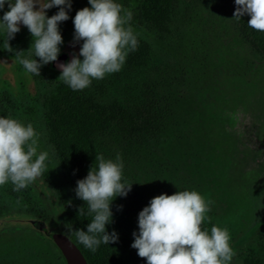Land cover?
Here are the masks:
<instances>
[{
  "label": "rangeland",
  "instance_id": "rangeland-1",
  "mask_svg": "<svg viewBox=\"0 0 264 264\" xmlns=\"http://www.w3.org/2000/svg\"><path fill=\"white\" fill-rule=\"evenodd\" d=\"M146 1L140 0L131 27L137 35V48L145 47L149 56L153 77L149 89L158 92L160 77L167 84L178 81L165 92L175 113L161 141L142 150L124 140L104 139L82 170L66 169L55 152L45 106L54 92L67 87L58 80L61 73L53 81L37 84L20 76L11 60L0 58V86L11 96L13 118L32 123L41 134L38 151H49L48 166L68 192L71 205L76 182L96 166V155L114 159L118 152L123 162V181L132 184L130 191L146 204L161 194L197 191L210 202L201 228L206 227L209 233L212 226L228 230L235 252L231 264H264V61L239 37L233 16L223 4L214 0H173L157 13L144 5ZM116 2L126 9L122 0ZM72 3L81 10L91 7L88 0ZM8 10L5 5L0 17ZM19 27L8 44L19 53L27 52L32 36L23 34L28 31L25 26ZM0 37L4 41L2 34ZM82 43L73 38L62 43L57 67L70 62L73 55L82 60ZM136 53H129L125 63ZM62 56L66 58L60 59ZM125 66L102 80H93L78 92L100 104L108 102L112 92L122 97L127 87ZM32 185L35 192L30 194L16 193L10 184L0 186V203L10 212L0 221V264H65L39 231L44 225L37 219L42 212L55 217L56 209L50 207L46 200L49 194L41 183L35 180ZM110 231L118 235L117 242L108 245L112 263L147 264L146 258L138 257L131 248L133 239L124 240L120 228L112 222Z\"/></svg>",
  "mask_w": 264,
  "mask_h": 264
},
{
  "label": "clouds",
  "instance_id": "clouds-1",
  "mask_svg": "<svg viewBox=\"0 0 264 264\" xmlns=\"http://www.w3.org/2000/svg\"><path fill=\"white\" fill-rule=\"evenodd\" d=\"M234 2V19L248 15L247 26L264 33V0ZM88 4L91 7L77 11L72 21L73 40L83 41L79 51L83 59L73 55L70 62L58 65V80L72 91L84 90L93 80L120 72L126 57L138 47L137 35L130 26L131 11L122 9L116 0H88ZM5 5L9 10L0 17L5 47L11 51L8 41L20 31L19 25L25 26L32 44L21 53L29 56H16L27 74L39 76L40 68L56 61L60 54L63 41L58 25L69 19L71 0H0V11ZM53 7L59 10L48 18L46 10ZM40 136L32 123L0 116V186L11 183L13 191H20L42 176L51 157L47 150L38 151ZM95 165L76 182L74 190L92 219L86 231L72 232L78 243L93 253L101 244L117 242L118 235L106 231L112 222L110 205L117 197H126L132 185L123 181V162L118 152L114 159L96 155ZM209 205L195 190L151 199L138 214L139 231L132 234L131 248L138 257L146 258L147 264H231L235 252L228 230L212 226L209 233L201 228Z\"/></svg>",
  "mask_w": 264,
  "mask_h": 264
},
{
  "label": "trees",
  "instance_id": "trees-1",
  "mask_svg": "<svg viewBox=\"0 0 264 264\" xmlns=\"http://www.w3.org/2000/svg\"><path fill=\"white\" fill-rule=\"evenodd\" d=\"M126 9L132 12L131 24L136 22L135 15L140 4V0H122ZM224 5V8L233 16L237 6L234 0H214ZM173 0H147L144 5L157 13L165 10ZM58 8L48 9V18L55 15ZM81 8L72 3L71 11H67L69 19L58 25L62 36L63 44L68 43L74 35L73 18ZM250 19L248 15L234 19V28L242 41L251 49L253 54L264 61V33L255 31L247 26ZM30 34L29 31L23 33ZM11 51L5 47L4 41L0 37V58L13 62L16 72L37 84L53 81L55 75L61 73L56 61L43 65L40 68V75L27 74L19 63L16 56L18 51L9 46ZM145 47L139 46L136 54L125 63L124 80L127 87L122 92V97L118 93L112 92L108 102L97 103L93 99L84 97L78 91H72L68 87L61 88L54 92L46 101L48 109V126L50 136L54 140L55 152L63 166L70 170H82L85 164H89L92 152L100 147V141L112 139L116 141L124 140L130 146L139 149H148L152 144L161 141L168 127V122L175 113L171 109L167 99L166 91L172 90L178 81L165 83L160 77L158 92L150 91L148 84L152 81V67L149 56L145 54ZM63 49H60V54ZM59 54V55H60ZM23 57L29 55L20 54ZM58 55V57H59ZM57 57V59H58ZM37 62H39V59ZM154 82V81H153ZM152 82V83H153ZM177 83V84H176ZM136 84V87H133ZM143 85V88L142 85ZM24 85V83H22ZM118 97V98H117ZM173 113V114H172ZM0 116L14 117V107L9 93L0 86ZM45 192L49 194L46 198L50 207L56 209V216L50 217L47 212H42L37 219L44 225L42 230L47 240L53 244L62 255L63 261L67 264L62 251L66 245H73L82 253L87 264H118L109 257L108 245L101 244L95 253L85 249L78 243L74 233L76 230L86 231L87 224L92 216L87 214V208L83 201L76 196L72 198L64 186L57 180L55 171L49 166L44 170L41 177L36 179ZM13 188L11 183L8 185ZM34 187L30 184L27 188L16 193H34ZM53 198V201L52 199ZM143 198L128 191L126 197H117L110 205L112 212V225H117L124 235V240L133 239V232L138 234V214L144 207L148 206ZM85 207V208H84ZM84 208L83 214H79V209ZM55 211V210H54ZM10 216V212L5 205L0 203V221ZM48 225V226H47ZM46 226V227H45ZM71 228V231L69 229ZM206 227H203L205 229ZM206 230H208L206 228ZM36 231V230H35ZM109 233L110 224L106 226ZM264 241V229L262 232ZM1 240V234H0Z\"/></svg>",
  "mask_w": 264,
  "mask_h": 264
},
{
  "label": "water",
  "instance_id": "water-1",
  "mask_svg": "<svg viewBox=\"0 0 264 264\" xmlns=\"http://www.w3.org/2000/svg\"><path fill=\"white\" fill-rule=\"evenodd\" d=\"M65 58L66 56H62L60 59ZM62 254L67 264H87L80 250L71 244L63 248Z\"/></svg>",
  "mask_w": 264,
  "mask_h": 264
}]
</instances>
